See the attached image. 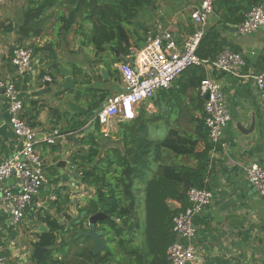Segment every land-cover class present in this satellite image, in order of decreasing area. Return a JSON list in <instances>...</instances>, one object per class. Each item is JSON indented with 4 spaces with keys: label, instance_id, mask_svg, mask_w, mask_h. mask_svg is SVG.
<instances>
[{
    "label": "crops",
    "instance_id": "obj_1",
    "mask_svg": "<svg viewBox=\"0 0 264 264\" xmlns=\"http://www.w3.org/2000/svg\"><path fill=\"white\" fill-rule=\"evenodd\" d=\"M258 1L215 0L202 40L201 56L216 57L221 51L229 50L241 55L245 65L237 77L217 72L210 74L220 86L229 120L214 156L208 140V172L203 189L212 193L213 200L193 220V244L198 259L191 264H264V198L248 184L244 170L252 164L264 170V128L259 132L264 122V104L252 79L264 73V30L260 28L254 33L240 35L236 28ZM200 2L152 0L151 5L143 9L144 12H139L135 21L125 26L128 54L122 55L114 47H109L97 62L92 47L80 45L79 38L74 40L69 36L66 42L54 40L55 28L51 19L40 27L33 23L29 24L33 27L24 26L25 0H0V79L14 85L22 103L20 117L35 133L57 131L59 134L54 145L38 144L35 148L42 160L47 183L34 198L22 224L14 228L9 218L0 213V253L5 255L8 264H34L32 256L30 259L28 256L31 254L28 245L31 244L33 249L38 237L48 230L44 222L46 218L57 220L66 230L71 221L80 218V211L88 208L89 199L94 197L93 189L80 183L78 159L87 150L88 135L93 133L97 143L113 148L120 142L114 137L108 141L98 127L91 131L92 120H88L83 130L72 131L75 122L85 119L72 111L67 103L74 102L90 111L94 101L123 93L117 64L126 62L132 50L140 49L146 34L154 28L168 29L176 45L181 47L196 28L191 12L199 7ZM27 29L31 31L23 34ZM39 29V35L34 36ZM20 30L22 33L17 34ZM17 45L29 47L33 52L31 69L22 75H18L11 65L12 51ZM52 54H55V60H52ZM100 64L106 70L108 80L101 78ZM53 65L58 71L63 68L70 73L74 84L72 90L62 89L64 76L61 71L56 73ZM180 81L178 78L170 90L177 89ZM203 103L198 88H188L180 109L171 112L169 120L167 116H162L154 126L159 130L150 129L151 136L158 134L163 137L168 129L194 136L203 121ZM170 106L165 92L159 91L149 104L140 105L137 115L141 107L147 114L158 116L168 112ZM6 112L7 101L0 95V165L21 149L20 141L4 118ZM120 123L117 122L112 134L118 131ZM253 123L255 127L250 132ZM99 135L107 139L106 142L99 141ZM202 149L200 145L196 151ZM164 162L186 164L192 168L196 165L194 159L169 153L165 155ZM13 184L12 179L4 181L6 186ZM168 203L178 212L184 209L178 202ZM84 212L85 217L88 216ZM41 226L44 227L43 233L39 234ZM28 228H32L30 232ZM20 233L28 239L33 238L23 242ZM133 245L134 249L141 248L140 241L134 240Z\"/></svg>",
    "mask_w": 264,
    "mask_h": 264
},
{
    "label": "trees",
    "instance_id": "obj_2",
    "mask_svg": "<svg viewBox=\"0 0 264 264\" xmlns=\"http://www.w3.org/2000/svg\"><path fill=\"white\" fill-rule=\"evenodd\" d=\"M25 3L24 26L31 27L29 24L33 23L40 27L53 19L54 40L66 42L69 36L74 40L79 38L80 45L92 47L99 62L100 55L109 47H114L122 55L128 54L125 26L135 21L139 12L149 7L152 0H25ZM29 31L24 30L23 34ZM39 32L40 29L34 32V36H38ZM19 33L22 30L17 31ZM202 40L197 56L203 60L214 59L208 58L207 54L201 56ZM212 43L215 47L214 40ZM51 56L55 60V54ZM52 69L60 72L56 65ZM79 74L83 75L82 71ZM203 78L205 75L201 68L187 69L179 77L181 81L177 89L171 91L170 87L162 91L171 103L168 112L153 116L141 107L135 118L121 122L118 131L107 138L108 141L112 137L119 139L116 147L100 145L91 133L86 143L87 150L78 158L80 183L92 188L93 196L98 198L97 202L89 199L88 208L81 210L80 214L100 211L109 218L107 224L113 236L119 238L120 250L129 258L123 259L124 264H168L166 249L174 241L172 220L178 213L168 202H178L180 208H185L187 192L192 188H204L210 149L204 122H200L194 136L181 135L173 129H168L163 137L158 134L151 136L150 133V129L159 130L154 126L162 116H167L169 120L171 112L180 109L186 90L197 89ZM102 101L101 98L99 102ZM87 123L89 121L86 120L75 122L71 130H83ZM200 145L203 149L197 152ZM168 153L194 159L196 165L192 168L186 164L165 163ZM162 156L164 160H161ZM141 205L144 209L142 232L139 234L141 248H131L127 252L128 238L125 233L133 231L135 234L138 231L137 217ZM115 220H119L120 225ZM44 222L48 230L38 237L34 248L46 250V261L32 259L34 264H101L109 257V253L104 258L93 255L89 238L77 237L79 229L75 221L67 225V231L57 220L48 217ZM134 238L137 236L134 235Z\"/></svg>",
    "mask_w": 264,
    "mask_h": 264
},
{
    "label": "built area",
    "instance_id": "obj_3",
    "mask_svg": "<svg viewBox=\"0 0 264 264\" xmlns=\"http://www.w3.org/2000/svg\"><path fill=\"white\" fill-rule=\"evenodd\" d=\"M215 0H201L198 8L191 12L195 23L194 32L178 47L167 29L154 28L146 36L140 49L132 50L126 62L117 64L118 76L123 85V93L105 99V104L96 112L92 121L104 138L110 137L117 122H126L137 116V109L143 103H150L159 91L168 90L183 72L192 67L204 72L198 87L203 103V122L211 153L222 141L223 129L229 116L226 102L218 82L210 77L211 73L238 76L245 65L243 57L223 50L214 59H200L196 51L207 30L209 17L213 14ZM264 26V0H259L244 16L236 27L240 35L251 34ZM33 52L29 47L15 46L12 51L11 65L18 75L30 71ZM264 104V73L252 77ZM0 95L7 101L10 115V129L20 141L21 149L0 165V213L6 215L11 225L18 228L34 198L47 180L43 163L36 153L38 144L54 145L59 136L57 131L50 134L35 133L22 119V103L12 82L0 79ZM91 123V122H90ZM215 154H213L214 156ZM246 180L264 198V170L256 164L245 168ZM12 179V186L4 181ZM188 205L179 211L172 220L174 241L166 249L168 264H191L198 257L194 248L193 220L212 204L213 195L206 189L192 188L187 192ZM0 264L7 259L0 253Z\"/></svg>",
    "mask_w": 264,
    "mask_h": 264
},
{
    "label": "water",
    "instance_id": "obj_4",
    "mask_svg": "<svg viewBox=\"0 0 264 264\" xmlns=\"http://www.w3.org/2000/svg\"><path fill=\"white\" fill-rule=\"evenodd\" d=\"M264 30V27H261ZM59 70L62 72L63 76H64V82L62 84V89L63 90H72L74 88V84L70 79V73L63 69V68H59ZM99 70H100V76L101 78H103L104 80H108V75L106 70L104 69L103 65L100 64L99 65ZM105 104V100H103L102 102H99V100L94 101L91 104V110H87L86 108L74 103V102H68L67 106L74 111L76 114H78L79 116H82L85 120H93L96 112ZM5 120L10 123V115L8 112L5 113L4 115ZM254 123L252 125L251 131L252 132L254 130ZM96 128V123L94 121H91V131H94ZM264 128V122L262 123V127L259 129V132H262ZM90 132V131H89ZM245 134V133H244ZM93 201L97 202L98 198L97 196H94L92 198ZM106 219V215L103 213H97L95 215H92L89 217V219L87 220L88 222V229L80 234H78V237H86L89 238L93 241L94 243V247H93V255L97 254V248L98 246L102 247L103 243H101V241L99 240L100 235L102 234L101 232H95V223L97 221H103ZM43 226L40 227V230L38 231V233H43ZM194 228V227H193ZM45 249L43 248H38L35 247L32 249L31 251V256L33 259L38 260V261H46V258L44 256L45 253Z\"/></svg>",
    "mask_w": 264,
    "mask_h": 264
},
{
    "label": "flooded vegetation",
    "instance_id": "obj_5",
    "mask_svg": "<svg viewBox=\"0 0 264 264\" xmlns=\"http://www.w3.org/2000/svg\"><path fill=\"white\" fill-rule=\"evenodd\" d=\"M97 213H101V212L97 211L93 214H87L89 216H86V217H85V212L81 213L80 218L75 221V224L77 225V228L79 229L78 234L88 229L89 225H88L87 220L89 219L90 216L95 215ZM107 220H109V218L106 216L105 220L97 221L95 223V232L102 233L99 237V240L101 241V243H103L102 247L98 246L97 254L95 256H100L101 258H104L106 254L109 253V257L103 260L104 263L101 262V264H118V262L121 263L124 258H128V257L127 255H125L126 254L125 252H122L120 250V247L118 245L119 238L113 236L114 233L112 229L110 228L109 224H107ZM130 221L132 222L133 218ZM115 223L120 225L119 220H117V222ZM78 234H77V237H78ZM125 234L127 235L126 237L128 238L127 247L129 249H127V252H130L131 251L130 249L133 248V242H134L133 231L126 232ZM78 238H85V237H78ZM89 245L91 247V250L93 251L94 243L91 239H89ZM121 264H124V262H122Z\"/></svg>",
    "mask_w": 264,
    "mask_h": 264
},
{
    "label": "rangeland",
    "instance_id": "obj_6",
    "mask_svg": "<svg viewBox=\"0 0 264 264\" xmlns=\"http://www.w3.org/2000/svg\"><path fill=\"white\" fill-rule=\"evenodd\" d=\"M142 12H144L145 10H141ZM53 20V19H52ZM106 139H104L102 136H100V138H99V141H101V142H106L105 141ZM85 205H86V203H85ZM142 211H144V209H143V207H142V205H141V208H140V210H139V215H138V217H137V219H138V231H136V236H137V238H139V239H137V238H134L133 237V239L135 240V242H139V240L141 239L140 238V236H139V234L141 235V232H142V224H143V212ZM76 213L78 214V212L76 211ZM69 217H71V216H69ZM75 218H76V216H74ZM32 228H28L27 230L30 232V230H31ZM29 232H26V234L27 235H29L30 236V234H28ZM20 235H21V238H22V240H23V242H28L29 240H31L32 238H33V236H31V238L30 239H28V238H26V236H23V233H20ZM68 237V235L67 236H65V238H67ZM141 242V241H140ZM32 245L30 244V245H28V251L29 252H31L32 251ZM3 256H5V255H3ZM29 259H30V256H31V254L29 253ZM6 258V257H5ZM8 264V263H7Z\"/></svg>",
    "mask_w": 264,
    "mask_h": 264
},
{
    "label": "clouds",
    "instance_id": "obj_7",
    "mask_svg": "<svg viewBox=\"0 0 264 264\" xmlns=\"http://www.w3.org/2000/svg\"><path fill=\"white\" fill-rule=\"evenodd\" d=\"M99 128V127H98Z\"/></svg>",
    "mask_w": 264,
    "mask_h": 264
}]
</instances>
